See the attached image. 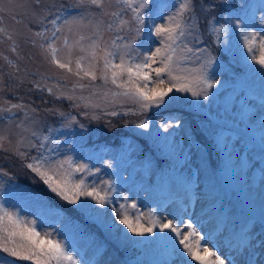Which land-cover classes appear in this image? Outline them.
<instances>
[{
	"label": "rangeland",
	"instance_id": "rangeland-1",
	"mask_svg": "<svg viewBox=\"0 0 264 264\" xmlns=\"http://www.w3.org/2000/svg\"><path fill=\"white\" fill-rule=\"evenodd\" d=\"M201 1L203 0H196L198 22L197 29L193 30V36L197 39L201 36L198 33L200 19L216 10L201 11ZM208 1L209 4H218L219 0ZM15 2L19 3L21 0H15ZM24 2L29 5V15L22 17L23 23H16L6 15L3 23L0 24V27H4L13 34L18 44L17 52L14 53L10 49L11 41H8L6 36L0 35V75L3 76L5 85L4 90L0 91V107H7L5 101H10L11 103L29 105L36 108L37 112H31L29 109H14L12 113H0V132L7 135L12 141L11 144L5 142L4 147L9 149L8 151L0 149V169L8 173L6 176L0 174V195L4 194L2 201L5 206L18 211L21 216L29 220H36L39 230L53 232L56 238L65 242L69 253L76 257L79 264H119L113 249L137 241L140 236L134 235L120 224L113 209H119L121 204L130 206L132 203L137 205L141 213L153 212L162 222L168 220H172L174 223L179 222L183 233L188 231L185 225L189 222L193 223L197 231L204 237L202 244L216 250L225 260V264H244L243 259L246 260L254 256L255 249L264 250V246H262L264 239L257 241L260 237L255 235L249 244L241 230L235 226L238 222L234 209L230 208L225 211V200L218 199L215 192L207 186L206 179L209 176L207 152L203 145L195 141V134L193 135V131H191L195 112H202V115L204 112L210 113L219 119L220 124H227L231 127L228 130L224 129L225 132L220 133L221 139L217 140L222 151L225 154L227 152L226 156L231 165L229 172L234 179V189H231L230 193L242 189L249 197L250 195L253 197V202L261 204L264 213V67L251 58L252 54L248 53L241 38L242 32L259 31L264 35V24H261V17L264 16V0H253L249 9L251 18L241 22L242 28L228 30L227 36L222 34V43L226 45L231 55L235 59L248 61L249 65L245 61L239 62L249 67L250 75L247 83H239L233 72L224 63H214V69L209 74L213 87L208 89V91L214 89V92L208 93V99L205 100L203 95L193 97L190 92L177 93L174 90L169 94L171 99L166 97V105L152 107L143 113L137 110L136 105L126 101L123 97L117 98L116 103L111 102V96L105 101L99 95L100 92L108 89L121 91V89H117L110 82L104 85L103 81L99 79L90 82L88 78H84L79 82L85 85L91 83L93 86L75 90L76 96L83 95L85 97L94 90L97 91L98 95L92 98V103L100 104L99 108H86L83 101L57 99L55 96L49 95L46 90L40 91L34 88L31 81L40 80L41 76H44L50 86L57 83L62 86L59 89L54 88V91L72 94V86L78 80L71 73L48 63L42 55L41 49L38 46L34 47L28 39L33 36L34 32L44 30L50 32L53 29L50 20L54 18L55 14L64 13L67 8L70 9L60 15L62 19L57 21L58 25L63 24L64 17L70 18L81 14L85 17V23L97 19H103L107 23L111 18L101 16V10L94 6L76 7V0H41L39 6L32 4L31 0H24ZM152 2L156 6L153 9L154 13L158 12L160 16L166 18L178 6L179 0H152ZM105 7L109 12L117 10L115 0H112L111 5L106 0ZM33 9H35V15L31 14ZM89 12L96 15L90 16L87 14ZM131 15L130 10L121 13L123 19H129ZM231 17V21L236 23L237 17ZM155 22L162 23L163 20L156 19ZM29 28L32 29V32L28 31ZM79 31L87 34L90 29H79ZM62 34H68L69 38H72V35L67 33V26L63 33H58V35ZM115 35H117L115 32H105L104 39L110 40ZM119 35H125V33L121 32ZM132 35L134 33H128L126 39ZM33 38L36 39L37 44L43 42L40 38ZM144 39L145 37H141L140 40H137L136 47L147 50L149 45L141 43ZM151 39L154 43L150 47L154 50L159 46V42L154 36ZM117 42L120 43V41ZM187 42L194 49H206L204 44L195 47L191 37ZM57 46H60L59 42ZM204 55L206 56L207 53ZM255 55L257 58L260 56L258 48L255 49ZM5 57L8 59L5 60ZM8 61L18 65L21 71L17 72L9 65ZM199 63V61L196 64L189 62L188 66L196 67ZM156 66L158 65H153V67ZM72 67L75 69V64ZM25 72L28 73L27 76H25ZM14 76L23 77L24 82L19 83L18 79L13 78ZM152 76L155 78L154 73ZM58 77H63V79H58ZM164 78L166 79V77ZM217 81L219 82L217 83ZM149 86H152L151 83ZM190 98L196 102L195 108L190 106L187 108L186 101ZM75 104H79L80 107H74ZM47 109H58L75 116L78 123H74L70 127H63L65 118L53 115ZM25 111H28L27 119H25ZM112 111L117 112V115L108 114ZM143 114L146 115L144 121L148 123L147 128L136 126L128 131L131 135L127 144L129 156L132 157L138 152L142 143L145 142L143 137L153 134L166 144L167 153L170 156L183 160V163L179 162L177 170L181 175V181L178 182L171 176L169 180H166L162 191L159 185H155V181H153L155 170L152 164L148 165L145 170L142 161H133L132 159V162L128 164L122 157L118 160L120 164L115 171L112 168L114 147L106 146L105 149L94 151L91 150V146L88 148L85 146H89L88 140L90 143L93 140L109 141L110 136L115 134L113 132L121 130L125 124L129 128V122ZM93 115L98 116L99 119H92ZM21 121L44 135L49 134L50 128L56 129L57 131L52 132L51 135L61 141L59 158L71 156L75 164L88 165L93 175L88 176L86 173L80 172L76 173L75 177L77 179L86 177V183L89 185L106 188L105 182H109L114 189L109 192L112 202L101 207L91 198L81 197L77 205L70 206V209L65 207L68 203L52 193L35 173L24 166L31 162L30 159H21L14 154L19 135H28L16 127ZM199 125L210 136V131L217 126L210 120ZM247 131L254 133L253 138H246ZM21 151L28 152L29 157L37 155L35 149L21 148ZM109 164L111 167H108ZM10 189H15V191L11 193ZM81 204L91 207H81ZM57 206L61 210L70 211V213L75 207L82 212L89 213L105 228L110 244L96 247L94 240L88 237L81 238L79 236L80 227L72 229V223L67 219V215L64 211H58ZM141 222L147 223V220ZM230 224L231 227H228ZM249 229L251 232L256 230V224H251ZM145 235L149 241L146 242V245L143 244L144 247L163 249L164 254L162 258L152 263L143 259L139 262L140 264H195V261H191V258L187 257L183 246L179 244V238L174 233L167 230L165 233H161L157 228L154 234ZM0 255L6 256L7 254L0 253ZM255 258L257 263L261 261V256ZM16 264H30V262L17 261Z\"/></svg>",
	"mask_w": 264,
	"mask_h": 264
},
{
	"label": "snow or ice",
	"instance_id": "snow-or-ice-1",
	"mask_svg": "<svg viewBox=\"0 0 264 264\" xmlns=\"http://www.w3.org/2000/svg\"><path fill=\"white\" fill-rule=\"evenodd\" d=\"M107 2L111 5L112 0H107ZM31 3L39 6L41 0H31ZM105 3L106 0H76L75 6L80 8L94 6L100 9L101 16L111 18L107 23L103 19L89 20L85 23V17L81 14L70 18L64 17L63 24L58 25L57 21L62 17L57 14L50 20L53 26L50 32L48 30L36 31L32 37L28 38L34 47L38 46L41 49L42 55L49 64L78 78L72 86V94L54 91V88L59 89L62 86L59 83L50 86L44 76H41L40 80L31 81L34 88L40 91L46 90L49 95L57 99L83 101L86 108H99L100 104L92 103V98L98 95L97 91L94 90L87 97L75 95L77 88L84 89L93 86L91 83L88 85L80 83V80L88 78L90 82H95L99 79L104 85L110 82L117 89H121V91L108 89L100 92L99 95L105 101L111 96V102L116 103L117 98L123 97L126 101L136 105L141 113L152 107L166 105V97L171 99L169 94L174 90L177 93L190 92L193 97L203 95L205 100L208 99V89L213 87L208 68L214 63L215 58L207 49H194L187 42L190 37L196 39L193 36V30L197 29L198 22L196 0H179L178 6L166 18L160 16L158 12L154 13L153 9L156 6L152 0H115L117 10L111 12L106 9ZM28 6L24 0L19 3L15 0H0V24L3 23L6 15L16 23H23L22 17L29 15ZM228 7H236L235 0H232L231 4L227 0L221 4L213 3L207 6L201 3L200 10L207 12ZM127 10H130L132 15L129 19H123L121 13ZM31 14L35 15V9ZM87 14L96 15L91 12ZM156 19H162L163 22L156 23ZM225 19L231 20L232 17L228 16ZM209 23L211 24V21ZM261 24H264V16L261 17ZM65 26H67V33L72 35L71 39L68 34L58 35L64 32ZM236 27H243L239 18L236 19ZM79 29H90V31L85 34ZM28 31L32 32V29L29 28ZM211 31L215 34L216 43L221 42V34L227 36L228 33L227 27L223 24L219 28L212 26ZM105 32H115L117 35L110 40H105ZM121 32L125 35H119ZM128 33H134V35L126 39ZM0 35L6 36L7 40L11 41V51L17 52L18 44L13 34L4 27H0ZM153 36L159 42V46L154 50L150 47L154 43L151 39ZM33 37L40 38L43 42L37 44ZM141 37H145L141 42L142 45H149L147 50L136 47V42ZM241 38L248 53L252 54L251 58L264 67V35L259 31L242 32ZM257 48L260 50L258 58L255 55ZM75 53L79 54L74 55ZM205 53H207L206 56ZM19 58L22 59V57ZM197 61L200 62L198 66H188L189 62L196 64ZM8 63L17 72L21 71L19 66L13 64L12 61ZM73 64H75V69L72 67ZM153 65L158 66L153 67ZM152 73L155 74V78ZM27 75L28 73L25 72V76ZM13 78L18 79L21 84L24 82L23 77L14 76ZM58 79H63V77H58ZM4 88L3 76L0 75V91ZM5 103L8 106L0 107V113H12L14 109H29L31 112H37L36 108L23 103H11L10 101H5ZM74 107L79 108L80 105L75 104ZM47 111L65 118L63 127L78 123L75 116L58 109H47ZM84 114L87 115V113ZM108 114L116 116L117 112L112 111ZM27 118L28 111H25V119ZM92 119H99V117L93 115ZM147 126V121H142L138 125L140 128H147ZM16 127L28 135H19L14 154L21 159H30L31 162L24 166L35 173L57 197L71 205H77L81 197L91 198L101 207L112 202L109 192L114 189L109 182H105L106 188L89 185L86 183V177L79 179L75 177V174L80 172L88 176L93 175L88 165L75 164L71 156L59 158L61 141L51 135L52 132L57 131L56 129L50 128L49 134L44 135L28 127L23 121ZM5 142L12 143L7 135L0 132V149L8 151L9 149L4 147ZM21 148L35 149L37 155L29 157L28 152L21 151ZM108 167H111V164ZM0 174L8 175L3 169H0ZM80 206L91 207L86 204ZM113 211L119 223L134 235L154 234L157 228L161 233L167 230L179 238V244L183 246L184 252L187 257L191 258V261L197 264H225V260L216 250L202 244L204 237L191 222L185 225L188 229L187 233H183L179 222L174 223L172 220L162 222L153 212L141 213L135 203L130 206L121 204L119 209H113ZM145 219L147 223H142L141 221ZM0 253L7 254L6 256L0 255V264H16L17 261H28L30 264H79L76 257L69 253L64 241L56 238L53 232L39 230L36 220L21 216L18 211L6 207L2 200H0ZM249 264L252 262L249 261Z\"/></svg>",
	"mask_w": 264,
	"mask_h": 264
},
{
	"label": "trees",
	"instance_id": "trees-1",
	"mask_svg": "<svg viewBox=\"0 0 264 264\" xmlns=\"http://www.w3.org/2000/svg\"><path fill=\"white\" fill-rule=\"evenodd\" d=\"M223 2L224 0H219L218 4H221ZM227 2L231 4L232 0H227ZM235 2L236 7L216 9L213 13H208L203 16L198 23V33H200L201 35L199 37L200 40L197 39V37L196 39L192 38V43L195 47L204 44L207 51L211 53L212 57L215 58L214 63L218 60V62H221L220 60H222V62H224L228 68H231L233 72L241 78L246 71V67L235 65V63H239L242 61L247 62L246 59H235L231 55L230 51L226 50V45L222 43V34L220 36L221 42L216 43L215 34L211 31L212 26L219 28L222 24L230 29L237 28L235 23H232L230 20L225 19V17H228L229 15L233 16L234 14H236L240 18V20H244L249 17L250 14L248 13V11L252 6L251 0H235ZM201 3L206 5L209 4V1L203 0L201 1ZM241 5H243V7H241ZM209 21H211V24L209 23ZM213 64L210 68H208V72L212 68ZM186 102L188 104L187 108L189 106L193 108L196 107V102L192 98L188 99ZM201 115L202 112L194 113L192 120L193 127H191V131H193V135L195 134V141L203 145L207 152L209 170V176L206 179L207 186L215 192V194L218 196V199L225 200V211L230 208L234 209V214L239 225L238 230L239 228H242L244 226L245 222L249 218L257 217L261 220H264V213L261 211V204L253 202V198L249 197L242 190H237L232 194L230 193V190L234 189V179L229 172V170L231 169V165L229 164L228 157L226 156L227 152L225 154L222 151L221 147L219 146V142L216 139L217 134L219 135V133L222 131L221 128L228 125L223 124L217 129H213L214 135L210 136L199 124L206 123L208 120L214 122L215 124L218 123L215 118H212L206 112H204L202 116ZM145 119L146 115L143 114L138 118L131 120L128 124L129 128H127L125 124L121 130L113 132L115 134L110 136L111 139L109 141L93 140L92 143H90V141L88 140L87 144L89 146H85L87 148L91 146L94 151H99L106 146H112L115 148L114 151L116 153V159H120V157L124 156L125 158L130 157L134 160H140L144 162V165L147 166L152 164L155 170V177L153 181H155V185H159V188L162 191L165 181L171 175H173L174 178L177 179V181H179L181 178L180 173L177 171L180 160L178 158L170 156L167 153L166 144L162 140H158L153 134H151V136L149 137H143V140H145V142L142 143V146L135 155L131 157L127 152V144L131 138V135L128 133V131L131 128L138 126L139 123H141ZM246 135L250 138H253L254 136V134L251 132L246 133ZM116 165H114V167ZM13 191H15V189ZM31 191L35 192L34 190ZM70 206L73 207L75 205L66 204L65 207L70 209ZM57 210L64 211L61 210L59 206H57ZM64 213L65 215H67V219L69 220V222L72 223V229L80 227L79 236L81 238L88 237L94 240V246L96 247H103L106 244H110L108 233L105 231V228L98 222V220H94V218L89 213L85 211L82 212L76 207L75 209H73L72 213H70V211L68 210L64 211ZM148 241V237L144 235L138 237L137 241L131 242L130 244H127L125 246L117 245L121 247L114 248L113 251L118 259V263L140 264L139 262L143 259H145L149 263H152L153 261L162 258V249H147L146 247H144V245H146V242ZM112 243H114L113 240ZM195 264H197V262H195Z\"/></svg>",
	"mask_w": 264,
	"mask_h": 264
}]
</instances>
